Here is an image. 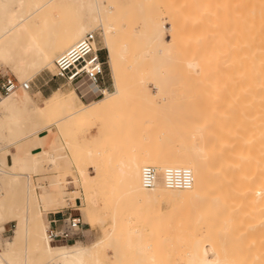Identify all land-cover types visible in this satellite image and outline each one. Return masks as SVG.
Segmentation results:
<instances>
[{"label": "bare ground", "instance_id": "bare-ground-1", "mask_svg": "<svg viewBox=\"0 0 264 264\" xmlns=\"http://www.w3.org/2000/svg\"><path fill=\"white\" fill-rule=\"evenodd\" d=\"M145 3L0 0V64L11 66L21 83L53 62L55 73L58 55L96 30L115 84L87 102L70 82L73 87L59 84L45 94L42 104L31 88L0 92V229L15 222L12 238L0 243V264H264V112L253 129L232 127L221 111L193 117L185 107L203 89L205 61L186 60L177 72L166 68L174 45L166 38L171 25L163 15L137 19L131 8ZM117 8L123 11L114 13ZM130 24L137 37L132 42L124 38ZM174 76L181 81L174 83ZM150 84L169 108L142 132L144 143L119 138L133 130L113 128L122 122L113 118L115 107L130 89H152ZM84 123L97 133L92 139L83 133L75 142L81 127L74 126ZM147 164L157 168L151 187L142 183ZM168 167L190 168L193 184L167 186ZM47 170L50 179L37 183L35 177ZM71 184L79 186L72 192L79 191L87 222L101 226L91 242L49 239L45 214L65 206ZM161 199L174 204L164 209L156 205ZM169 226L181 233L170 237L176 246L165 251L169 237L154 241L148 234Z\"/></svg>", "mask_w": 264, "mask_h": 264}, {"label": "rangeland", "instance_id": "rangeland-1", "mask_svg": "<svg viewBox=\"0 0 264 264\" xmlns=\"http://www.w3.org/2000/svg\"><path fill=\"white\" fill-rule=\"evenodd\" d=\"M145 2L143 9H139L138 4H134L131 8V12L137 19L143 13L163 15L167 16V21L165 20L167 26L171 25V28L167 29L166 38L172 41L174 45L173 51L167 55L165 60L166 68L169 67V69L177 72L178 65L186 60L192 59L197 63L200 58H203L205 61L203 64L205 67L202 65L200 68V70L205 68L206 71H204L207 73V76L204 75L207 77L206 80H202L203 84L201 82L203 89L194 101L186 103L185 109L191 112L195 118L205 114L214 115L217 111H221L231 119L232 127L237 128L238 125L244 124L246 129H253L264 112V0H145ZM122 11V9L117 8L114 13L119 14ZM134 27L135 24L126 26L124 30L125 40L132 42L137 39L133 33ZM100 40L103 46L102 55L106 60L109 82L112 86L109 91H112L115 89V84L108 62V51L104 47L101 36ZM53 63L43 68L31 79L33 81L31 92L39 104L44 102L45 94H48L59 84L73 87L70 83L54 76ZM204 71L201 72L204 74ZM4 75H11L19 79L11 66L0 64V79ZM181 76L183 78L185 75ZM181 76L179 77L181 78ZM174 77L172 81L177 83L180 79ZM150 86L152 89L148 90L130 89L126 97L115 107L113 118L116 122L120 120L122 122L121 124L119 122V125L114 123L113 128L116 131L120 128L133 130L132 133L118 135L119 138H129V141L135 144L137 142L144 143L145 139L142 137V132L148 128H153L156 125L155 122L159 121L166 109L169 108L170 103L156 91L154 84H150ZM17 88L21 89L22 86ZM107 118V116H103L100 122L103 124ZM74 127L77 129L81 127L74 139L75 142L82 141L83 133H86L91 139L97 133L94 127H90V123L75 125ZM78 155L80 159L85 155L82 143L79 145ZM72 156L73 158L77 156L76 151L73 152ZM71 170L76 171V166L73 165ZM50 174L51 172L48 170L38 174L35 181L37 183L47 182L50 179ZM106 176L111 178L112 174L107 173ZM75 186L76 188L79 187L78 185ZM73 189L67 190L68 200L62 208L69 205L70 199L75 204L74 199L80 193L77 191L79 188H77L76 191H73L74 196ZM102 202V200L99 201V203ZM173 204L174 202L169 199H161L156 205L167 209ZM80 212L83 219L87 221L86 212L83 209H80ZM110 220L111 217L108 216L107 226H109ZM14 227L15 222L12 221L0 229L2 231L0 232V243L5 244L7 240L12 238ZM164 227L167 228L168 226L164 225ZM164 227L159 229L160 234L153 232L149 233L148 237L157 241L158 239L161 240L160 237L167 235L169 240H166V236L165 251L172 250L176 245L170 242V237L175 239V234L181 232L176 229L174 231L172 226H169V229H164ZM146 228L149 229L148 222ZM186 229L189 230L190 228ZM89 233L91 234L89 239L84 236L80 237V240L89 242V240L99 237L101 226L92 228ZM110 253L112 254L111 251ZM163 253H165L164 250ZM175 256L180 259L183 258L181 253L177 255L175 253Z\"/></svg>", "mask_w": 264, "mask_h": 264}, {"label": "built area", "instance_id": "built-area-1", "mask_svg": "<svg viewBox=\"0 0 264 264\" xmlns=\"http://www.w3.org/2000/svg\"><path fill=\"white\" fill-rule=\"evenodd\" d=\"M103 46L98 31L90 30L80 37L70 47L61 52L55 60L56 72L54 76L70 82L79 95L88 100L98 97L111 89L106 60L102 55ZM18 86L33 87V81L21 83L19 79L4 75L0 79V92L9 93ZM157 180V168L154 165H144L142 168V183L151 187ZM167 186L175 188H189L194 182V174L188 167H168L164 173ZM82 215L66 214L60 228H53L49 224L48 233L51 241L63 238L76 239L82 236Z\"/></svg>", "mask_w": 264, "mask_h": 264}, {"label": "crops", "instance_id": "crops-1", "mask_svg": "<svg viewBox=\"0 0 264 264\" xmlns=\"http://www.w3.org/2000/svg\"><path fill=\"white\" fill-rule=\"evenodd\" d=\"M70 187L75 188V185L71 184ZM74 201H75V204H74L73 200L70 199L68 202L69 205H67L66 207L60 208L57 210H51L48 212V214H45V219L49 221V224L51 227L60 228L61 224H62L63 217L68 213H71L74 215L81 213L80 209H79V205L81 204V201H82L81 197L79 195H77L75 197ZM81 215H82V213H81ZM82 219H83V215H82ZM81 230H82V236L81 237L87 236V238L89 239V237L91 236V234L89 232L92 230V227L84 219H83V223L81 225ZM0 232H2V231H0ZM76 239H80V238H76ZM71 240H73V239L63 238V239L59 240L58 243L63 242V241H71ZM81 240H83V239H81ZM92 240H89V241H92Z\"/></svg>", "mask_w": 264, "mask_h": 264}]
</instances>
